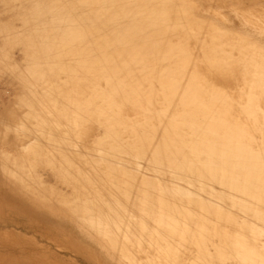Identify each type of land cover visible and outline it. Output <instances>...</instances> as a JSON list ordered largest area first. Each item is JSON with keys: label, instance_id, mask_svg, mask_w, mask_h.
<instances>
[{"label": "bare ground", "instance_id": "6f19581e", "mask_svg": "<svg viewBox=\"0 0 264 264\" xmlns=\"http://www.w3.org/2000/svg\"><path fill=\"white\" fill-rule=\"evenodd\" d=\"M30 1L33 27L24 44L36 49L33 72L51 98L43 112L51 124L37 114L33 139L49 149L25 161L31 148L18 135L17 168L11 178L0 176L2 199L45 223L77 229L78 221V233L105 242L106 253L126 264H260L264 213L243 216L207 203L166 171L142 177L123 157L199 176L264 205L262 52L197 21L179 0ZM216 78L243 88L229 93ZM90 126L102 130L100 139L91 140ZM55 151L65 164L61 177L49 167ZM40 162L70 193L40 178L35 189L20 176Z\"/></svg>", "mask_w": 264, "mask_h": 264}, {"label": "rangeland", "instance_id": "374dc122", "mask_svg": "<svg viewBox=\"0 0 264 264\" xmlns=\"http://www.w3.org/2000/svg\"><path fill=\"white\" fill-rule=\"evenodd\" d=\"M179 1L191 8L192 15L197 21L214 27L219 33L227 35L235 42H244L247 44L248 50H252L251 53L260 54L262 52L260 55L264 56V0ZM32 3L30 0H0V176L5 178L13 177L9 171L17 168L15 161L19 158L21 151H19L20 147L17 151L14 144L19 134L26 141L22 148L29 146L31 148V153L24 154L23 160H31V157L27 156L32 155L34 150L46 151L49 149V143L44 139V141L37 142L40 147L36 148L38 144H35L36 140L33 139L38 126L37 114L40 113L41 118L51 124V117L43 113L46 104H50L51 98L46 94V86L39 84L38 78L33 72L36 65L34 61L36 49L24 44L30 32V26L33 27V24L30 25L28 21L29 7ZM191 47L195 49L198 56L199 48L194 41H192ZM225 56L229 57L230 55L226 54ZM225 62L221 63V68L225 66L223 65ZM239 67L246 70L243 66ZM61 79V81L66 80L65 78ZM213 80L219 88L229 93H231L230 91L235 93L243 88L236 83L228 85L220 82L219 78ZM218 82L222 84H217ZM58 102L62 103L61 100ZM123 107L127 110L130 108ZM126 109L121 111L122 115H125ZM91 128L93 130L91 140L100 139L102 130L96 126ZM60 136L54 135L53 137L59 141ZM30 138L33 140L29 141ZM71 140L75 144L81 145L80 139L71 137ZM89 145L87 143V146ZM72 150L68 149L71 152ZM82 150L87 151L84 148ZM71 152V158L74 160V154ZM53 155L54 157L50 155L49 158L55 162L49 167L58 172L65 164L57 161L61 160L57 151L53 152ZM123 159H127L129 167L136 169L142 177L149 179H156L160 175V171L162 173L166 171L164 174L175 177L188 190L199 191L201 194L199 195L205 199V202L220 203V208L231 210L233 213L243 216H253L254 212L264 213V205L258 200L228 186L216 184L196 175L159 170L140 159L131 160L126 156ZM24 164L27 168L30 167L27 162ZM39 164L41 165L34 167L33 174L28 175L21 172L20 176L26 182H30L35 189L38 188L37 180L40 178L45 185L60 191L61 194L70 193L71 190L61 182L59 183L46 169V165L42 162ZM58 173L61 177L60 172ZM3 191L10 192L11 189L3 185ZM218 199L220 201H217ZM7 203L0 195V264H126L120 255L111 256L106 253L107 244L105 242L97 246L94 236L78 233L77 230H80L79 227H81L78 221L74 223L77 229L72 225L45 223L13 211V208L10 207L11 204ZM241 207L247 212H240ZM248 210H251L253 215ZM256 220L255 223L258 226L263 224L259 219ZM226 228L231 229V227ZM257 230L260 228L255 231ZM257 263L259 264L258 261ZM260 264H264V260Z\"/></svg>", "mask_w": 264, "mask_h": 264}]
</instances>
